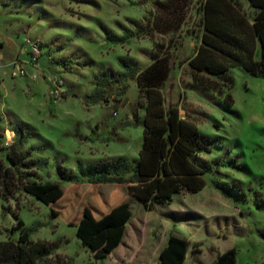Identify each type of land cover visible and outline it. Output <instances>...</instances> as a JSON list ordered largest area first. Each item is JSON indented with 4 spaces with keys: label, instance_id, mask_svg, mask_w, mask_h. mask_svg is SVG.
I'll use <instances>...</instances> for the list:
<instances>
[{
    "label": "rangeland",
    "instance_id": "rangeland-1",
    "mask_svg": "<svg viewBox=\"0 0 264 264\" xmlns=\"http://www.w3.org/2000/svg\"><path fill=\"white\" fill-rule=\"evenodd\" d=\"M172 2L185 8V20L202 19V0H0V153L5 159L17 130L27 127L22 151L41 163L25 171L27 180L63 191L48 204L22 192L0 197V241H16L20 230L13 228L22 221L31 240L54 244L51 258L64 264H161L171 236L188 242L184 264H213L231 249L236 264H264V78L234 68L218 79L222 93L196 83L188 60L200 36L160 33ZM28 40L42 44L38 67L27 65L26 77H14L16 60H29ZM177 43L175 89L166 96L210 147L192 157L206 169L207 185L148 212L127 184L100 179H129L143 143L133 112L138 103L142 122L147 101L136 80L119 77L121 61L145 69ZM102 72L116 81L103 80ZM57 79L64 82L61 98L53 94ZM97 93L107 101L94 103ZM113 196L115 206L129 205L132 217L121 245L98 260L83 244L79 224L53 213L96 201L109 205Z\"/></svg>",
    "mask_w": 264,
    "mask_h": 264
},
{
    "label": "trees",
    "instance_id": "trees-1",
    "mask_svg": "<svg viewBox=\"0 0 264 264\" xmlns=\"http://www.w3.org/2000/svg\"><path fill=\"white\" fill-rule=\"evenodd\" d=\"M247 2L246 7L241 0H202L198 10L202 19L188 21L185 8L173 2L169 7L171 19L160 33H178V38L185 33L200 36L199 46L188 60V66L194 81L206 89L222 93L223 84L218 79L234 68L264 78V0ZM179 46V43L169 46L145 69H140L134 61H121L125 72L119 77L136 80L147 101L142 122L137 112L138 103L133 112L134 125L143 128V143L129 179L103 177L100 183L127 184L129 195L148 212L155 211L158 205L172 203L177 194H197L207 185L206 169L198 166L192 157L210 153V147L203 143L197 125L184 119L180 106L170 103L166 96V90L173 92L175 89L173 71ZM100 75L108 83L116 81L113 73ZM231 98L230 94L226 96L227 101ZM104 100L107 101L101 93L93 97L94 103ZM26 128L21 126L17 130L18 139L9 147L5 159L0 153V197L7 201L22 192L48 204L61 197L63 191L56 183L27 180L25 171L38 169L41 163L32 158L30 150L22 151L28 139ZM71 179L76 181L74 176ZM116 200L113 196L109 205L96 201L93 206L82 204L76 211L72 208L53 215L66 214L69 221L78 223L83 244L95 259H104L121 245L132 217L129 205L115 206ZM23 227V222L19 221L13 228V231L20 230L16 241H0V264H64L60 258L52 260L54 244L32 241L31 234ZM188 248L186 240L171 236L161 251V264H184ZM236 263L237 251L231 249L219 255L213 264Z\"/></svg>",
    "mask_w": 264,
    "mask_h": 264
},
{
    "label": "built area",
    "instance_id": "built-area-1",
    "mask_svg": "<svg viewBox=\"0 0 264 264\" xmlns=\"http://www.w3.org/2000/svg\"><path fill=\"white\" fill-rule=\"evenodd\" d=\"M28 49L24 50V53L29 56L28 61H22L20 59L16 60L14 63V71L13 76L14 77H26L28 75L27 71V65H31L35 68L38 67L39 60L42 56V44L40 41H34V40H28L27 41ZM34 78L36 77L35 74H33ZM55 86L53 94L57 98H61L64 93V82L63 80H55ZM12 137L8 138V140H11Z\"/></svg>",
    "mask_w": 264,
    "mask_h": 264
}]
</instances>
